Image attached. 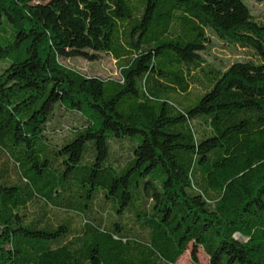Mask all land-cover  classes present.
Wrapping results in <instances>:
<instances>
[{"label": "trees", "instance_id": "obj_1", "mask_svg": "<svg viewBox=\"0 0 264 264\" xmlns=\"http://www.w3.org/2000/svg\"><path fill=\"white\" fill-rule=\"evenodd\" d=\"M253 3L0 0V264H264Z\"/></svg>", "mask_w": 264, "mask_h": 264}, {"label": "rangeland", "instance_id": "obj_2", "mask_svg": "<svg viewBox=\"0 0 264 264\" xmlns=\"http://www.w3.org/2000/svg\"><path fill=\"white\" fill-rule=\"evenodd\" d=\"M40 1L47 2L49 0ZM252 5L256 14L264 11V4L253 3ZM214 54L217 60L224 59L227 62L244 59L246 57V53L243 50L231 51L224 48H216L214 50ZM63 62L89 76H101L104 78H120L121 76L116 60L108 54H103L101 58L96 61H89L84 58H72L69 60H63ZM79 120V114H72L64 121L65 126H72V124L76 125ZM67 134L68 131H65V134L59 136V138H64ZM178 264H209V257L205 252H203V250L200 249L196 263L191 256V251L189 250L182 256Z\"/></svg>", "mask_w": 264, "mask_h": 264}]
</instances>
